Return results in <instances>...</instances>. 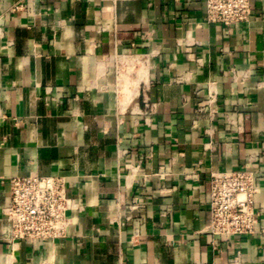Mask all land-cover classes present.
<instances>
[{
	"label": "crops",
	"instance_id": "crops-1",
	"mask_svg": "<svg viewBox=\"0 0 264 264\" xmlns=\"http://www.w3.org/2000/svg\"><path fill=\"white\" fill-rule=\"evenodd\" d=\"M251 4L228 29L205 0H0V264H264ZM240 168L260 173V229L214 248L210 174ZM32 173L64 176L82 204L67 238L12 242L10 179Z\"/></svg>",
	"mask_w": 264,
	"mask_h": 264
},
{
	"label": "built area",
	"instance_id": "built-area-1",
	"mask_svg": "<svg viewBox=\"0 0 264 264\" xmlns=\"http://www.w3.org/2000/svg\"><path fill=\"white\" fill-rule=\"evenodd\" d=\"M205 3L208 24L229 29L248 24L253 18L251 0H205ZM255 160L256 157L250 159ZM259 175L247 168L210 174L207 196L210 221L205 232L212 237L214 248L222 237H249L259 231L261 212L256 208ZM9 195L10 204L4 214L11 223L13 243L67 238L73 225L71 212L83 208L68 195L67 180L60 174L14 176L10 179Z\"/></svg>",
	"mask_w": 264,
	"mask_h": 264
}]
</instances>
